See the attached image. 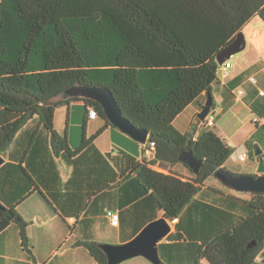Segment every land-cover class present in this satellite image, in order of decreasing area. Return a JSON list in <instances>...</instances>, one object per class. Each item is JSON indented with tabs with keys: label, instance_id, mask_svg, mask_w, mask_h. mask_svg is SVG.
<instances>
[{
	"label": "trees",
	"instance_id": "trees-1",
	"mask_svg": "<svg viewBox=\"0 0 264 264\" xmlns=\"http://www.w3.org/2000/svg\"><path fill=\"white\" fill-rule=\"evenodd\" d=\"M256 17L264 23V0H0V154L11 147L0 165V233L15 223L27 244L18 206L32 192L64 221L79 202L77 219L102 208L107 217L110 207L100 200L124 179L121 203L177 218L158 244L161 264H200L211 248L219 264H264V193L242 198L210 183L217 168L227 170L233 149L206 120L189 138L174 126L189 104L204 106L217 80V52ZM75 84L105 85L122 114L148 131L139 158L98 150L95 138L111 125L102 106L57 99ZM71 100L85 109L77 148L67 130L54 127L55 109ZM90 107L105 124L87 136ZM182 149L202 160L197 172L179 159ZM57 159L72 167L65 183ZM144 223L129 227V238ZM90 235L76 243L106 264Z\"/></svg>",
	"mask_w": 264,
	"mask_h": 264
},
{
	"label": "crops",
	"instance_id": "crops-1",
	"mask_svg": "<svg viewBox=\"0 0 264 264\" xmlns=\"http://www.w3.org/2000/svg\"><path fill=\"white\" fill-rule=\"evenodd\" d=\"M252 21L254 23L253 28L251 31L246 33L245 27ZM263 25L264 23L259 19L251 18L242 27V32L245 35L249 34L248 37L251 40H254L251 46L257 48L248 51L246 48L247 43H245V47L243 50L237 52L236 54H233L223 64L219 65L217 71V80L212 82L210 86V93L213 98V105L211 108V113L213 115V125L210 127H212L213 131L216 132V134L221 138H223L228 145H230V142H227L225 138H228L226 135V127L229 125V123L238 124V126H236L237 128L246 126L241 118H243L242 116H245L247 113H249L252 116V122L255 123V128L258 129V132L262 131V127L264 125V93L262 95L259 93L260 90L264 92ZM251 77L255 78V83L251 82ZM239 90H242V92L239 93ZM199 111L200 109L197 106L196 101L189 104L184 109V111L176 117L175 120V122H178L183 129L178 127L176 128L181 132H185L188 128H190L193 119L196 117V114ZM84 113L85 109L83 112L82 121ZM70 114L71 111L68 109L67 118L71 117ZM254 118H257V120L254 121ZM89 120L91 119H88L87 124ZM102 120L105 124V120ZM202 125L203 122H200L196 126L192 134L193 136L198 133ZM65 130H67V134L69 137L68 128H65ZM104 130H109L120 141L121 139H123L125 142L129 141L127 140L128 138H126L127 136L123 134V132H121L118 128L113 127L112 125H108ZM257 131H255L254 133H256ZM228 136L232 137V135ZM95 140V146L102 153L112 152L113 154H116L118 150H123L135 156V154L115 144H113L114 147L118 146L115 147L117 148L116 150H102L98 147ZM68 141L72 148L78 147V143H71L69 138ZM137 144L138 146L132 144L134 153L136 150L140 151V143L137 142ZM10 149L11 147L8 148V150ZM8 150L4 154H1L4 157V162L7 160ZM251 150L252 142L249 138H246L242 141L241 145L238 146V148L236 147L233 149L230 157L237 161V154L245 152L246 160L242 162L246 163L247 160H249L250 162L248 166L251 170H254V168H256V166L258 165V158L256 155H252ZM261 152L264 154V150H262ZM137 157L139 158V156ZM157 165L163 167L160 163L156 164L155 166ZM57 166L60 171L61 183H65L71 175L72 167L67 165L61 159H57ZM179 169L178 171H180L182 174L189 175L188 172L181 170V168ZM243 173L248 174L247 172L242 171V174ZM255 173L252 172L251 174ZM77 178L80 179V177L78 176ZM124 181V179H121L118 185H112L110 187V190L105 192L104 198L100 200L102 201L100 202V207L103 204L109 206L110 210H119L120 216L118 224L115 226L109 223L108 218L103 213V208L101 209L102 211L98 209L97 204L99 202L95 204V209H98V211L96 210L90 214L81 215L78 217V219L75 217V215L78 205L81 202L75 204L73 207L65 211V213L63 212V214L68 216L64 221L55 213L52 207L37 192L30 193L19 204L18 210L22 218L27 222L26 228L28 227L32 231L31 234L33 233V230H35V238L37 240L35 242V245L37 247V251L33 256L34 262H32L30 259H26V256L24 255L21 256V253L18 252L17 244L19 241V227L17 224L12 223L2 233H0V264H91L87 256V250L83 246L76 243L78 240L82 239L83 236L91 233L90 236L98 242L112 244L124 243L134 237L148 222L157 219L162 215H160L159 213L157 217L153 218V213L147 211L146 208L136 206L135 201L121 203L119 187L120 184ZM218 187L224 189L227 193L234 194L223 186ZM238 197L248 198L249 196H246L244 193V196ZM84 198V200H86V197ZM76 199L77 198H75V200ZM121 214L125 215V218H123L124 221H122ZM132 215H134L135 220L138 222H133L130 219ZM46 218H50L54 222L55 228H52L45 224ZM55 220L63 222L66 225V231L64 230V228H62L61 224L56 222ZM145 220L146 223H144L142 227L132 237L129 238L128 228L130 227V229H132L133 226H137L141 221ZM169 221L171 223L172 231L174 229V222H176L177 219ZM68 226H70L71 229ZM31 238H33L32 235ZM162 241H166V237L159 241L158 244ZM126 264H151V262L143 256H137V258L135 259L128 260Z\"/></svg>",
	"mask_w": 264,
	"mask_h": 264
},
{
	"label": "water",
	"instance_id": "water-1",
	"mask_svg": "<svg viewBox=\"0 0 264 264\" xmlns=\"http://www.w3.org/2000/svg\"><path fill=\"white\" fill-rule=\"evenodd\" d=\"M245 36L240 30L237 32L235 39L227 46L222 48L216 54V61L219 65L223 64L233 54L240 52L245 47ZM70 97L89 98L98 102L103 109L105 118L110 124L120 131L128 134L140 144H145L148 138V131L139 127L126 118L117 104L111 90L102 84H75L63 92L57 99H67ZM213 98L208 91L207 99L204 106L196 114L190 125L189 132L186 136L189 138L194 132L196 126L203 122L207 114L211 111ZM258 175L252 174H233L230 171L220 167L214 172L223 184L241 192H263L264 193V154L261 150H256ZM179 159L187 164L194 172H197L202 164L201 159L194 157L191 150L182 149L178 155ZM4 162V157L0 154V165ZM0 209L4 206L0 202ZM170 221L161 216L148 222L141 230L131 239L124 243H100L99 247L106 255V264H117L125 259L141 255L151 261L153 264H161L158 253V242L165 238L171 231Z\"/></svg>",
	"mask_w": 264,
	"mask_h": 264
},
{
	"label": "rangeland",
	"instance_id": "rangeland-1",
	"mask_svg": "<svg viewBox=\"0 0 264 264\" xmlns=\"http://www.w3.org/2000/svg\"><path fill=\"white\" fill-rule=\"evenodd\" d=\"M253 24L254 23L252 21L250 24H248L245 27L246 33H248L249 31L252 30ZM263 28H264V25H263ZM248 35L244 34L245 41L247 43L246 48L248 51L254 50L257 47L255 48V47L251 46L252 42H254V40H251L248 37ZM68 109L71 111V114H70L71 117L70 118H67V110ZM83 112H84L83 102H78V101H73V100H71L68 103V105H63L61 107H58L55 110V117H54L55 129L58 132L63 133L65 128H68V133H69L68 138H69L70 142L73 144L78 143V146L80 145L81 134H82ZM242 117L243 118H241V119L245 123L246 126H241V127L237 128L236 126H238V124H233V123L230 124L229 123V125L226 127L227 128L226 135L228 138H225V140L227 142H230V147L232 149H234L236 147L238 148V146L241 145V143L244 139L249 138L250 141L252 142V150L251 151H252V155L254 156L256 150H258V149L261 151L264 150V127H262V131L258 132L257 131L258 129L255 128V123L252 122V116L249 113H247L245 116H242ZM89 119H91V120H89V122L87 124V128H86L87 136H91L92 134H94L98 129H100L104 125L103 120L97 116L94 118H89ZM174 126L183 129L182 126H180V124L178 122H175ZM255 131H257V132L254 133ZM188 132H189V128L184 133L186 134ZM123 134H125L127 136L126 138H128L127 140H129V141L125 142L123 139H121V141H120L109 130H104L96 138L95 142L99 148H101L102 150H105V151H110L112 149L116 150L117 148H115V147L119 146V147H122V148L128 150L129 152L135 154V156H139L140 155L139 150H136L134 153L133 146H132V144H135V146H138L137 141L134 140L128 134H126L124 132H123ZM228 135H232V137H230ZM122 140H123V142H122ZM113 144L118 145V146L114 147ZM130 145H131V147H130ZM135 148H137V147H135ZM249 162H250L249 160H247L246 163L239 161V160L235 161L234 159L229 157L227 159L225 165L227 167V170L233 174H242V171L247 172L248 174H251L252 172L255 173L257 166H256V168H254V170L253 169L251 170L248 166ZM155 168L158 170H161V171H166V169L161 167L160 165L155 166ZM175 170L178 171V169L176 167H175ZM250 170H251V172H250ZM243 174H245V173H243ZM208 180L210 183L213 182V183L217 184L218 186H221V187L223 186L224 188L228 189L229 191H231L235 195L244 196V193H245L246 196H249V193L237 191V190H235L229 186H226L220 180L214 179V177H210ZM55 221L60 223L62 228H64V230L66 231V225L63 222L57 221V220H55ZM45 224H47L48 226H50L52 228H55V224L50 218L45 219ZM31 232L32 231L30 230V228L27 227L26 228V236H27V244L26 245L22 244L21 236H20V234L18 235L19 241L17 244V250L19 253H21V256L24 255V256H26V259H30L32 262H34L33 256L35 255V253L37 251V247L35 245V242L37 240L35 238V236H36L35 230H33L32 234H31ZM31 235L33 238H31ZM87 256H88L89 262L91 264H97L94 261V259L89 255L88 251H87ZM138 256H141V255H138ZM135 258H137V256L125 259V260H123L117 264H126V262H128V260H132ZM216 259H217V261H216ZM218 260L219 259L217 257V254L214 251V248H211L208 256L202 259L201 264H217L219 262ZM151 264H153V263L151 262Z\"/></svg>",
	"mask_w": 264,
	"mask_h": 264
},
{
	"label": "built area",
	"instance_id": "built-area-1",
	"mask_svg": "<svg viewBox=\"0 0 264 264\" xmlns=\"http://www.w3.org/2000/svg\"><path fill=\"white\" fill-rule=\"evenodd\" d=\"M250 80H251V82H253V83L256 82V80H255L254 77H251ZM238 92L241 93L242 90H239ZM259 93L262 95L264 92H263L262 90H260ZM97 115H98V114H97V112H96V109H95L94 107H90V108H89V112H88V116H89V118H94V117H96ZM205 120H206L207 124H209V125H213V115H212L211 111L207 114ZM205 120H204V121H205ZM256 120H257V118H254V121H256ZM150 145L152 146V145H153V142H151ZM151 146H149V148H147V149L145 150V153H146L147 155L151 153ZM236 157H237V159H238L239 161H245V160H246V153H245V152L239 153V154H237ZM106 215H107V217L109 218V221H110V223H111L112 225L115 226V225L118 224L119 215H118V212H117V211H114V210H108V211L106 212ZM176 219H177V218H174L173 220H176Z\"/></svg>",
	"mask_w": 264,
	"mask_h": 264
},
{
	"label": "flooded vegetation",
	"instance_id": "flooded-vegetation-1",
	"mask_svg": "<svg viewBox=\"0 0 264 264\" xmlns=\"http://www.w3.org/2000/svg\"><path fill=\"white\" fill-rule=\"evenodd\" d=\"M252 175H258V173L256 172L255 174H252Z\"/></svg>",
	"mask_w": 264,
	"mask_h": 264
}]
</instances>
